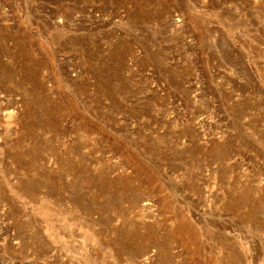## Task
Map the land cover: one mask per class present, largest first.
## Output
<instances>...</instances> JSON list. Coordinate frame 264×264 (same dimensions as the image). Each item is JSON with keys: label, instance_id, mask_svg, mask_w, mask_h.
Masks as SVG:
<instances>
[{"label": "rangeland", "instance_id": "rangeland-1", "mask_svg": "<svg viewBox=\"0 0 264 264\" xmlns=\"http://www.w3.org/2000/svg\"><path fill=\"white\" fill-rule=\"evenodd\" d=\"M0 264H264V0H0Z\"/></svg>", "mask_w": 264, "mask_h": 264}]
</instances>
